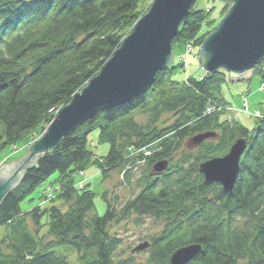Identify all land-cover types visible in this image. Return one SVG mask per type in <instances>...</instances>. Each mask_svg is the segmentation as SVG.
I'll list each match as a JSON object with an SVG mask.
<instances>
[{
  "label": "trees",
  "instance_id": "1",
  "mask_svg": "<svg viewBox=\"0 0 264 264\" xmlns=\"http://www.w3.org/2000/svg\"><path fill=\"white\" fill-rule=\"evenodd\" d=\"M149 1L0 0V152L44 132L55 112L100 72L126 32L147 12L150 5L143 9L141 4ZM226 9L224 3L216 19L192 4L171 41L172 51L185 50L193 39L197 50ZM177 66L172 60L158 70L152 86L132 100L98 110L24 171L0 202V264H68L67 256L51 250L65 243L77 251L80 264H136L133 257L115 259L121 239L107 227L131 215L166 221L148 242L151 261L159 264H168L176 248L194 242L202 244L203 251L189 264H264V116L247 129L238 121L229 123L223 112L205 114L208 104H225L219 96L225 71L177 82L172 79ZM258 74L264 82V71ZM138 113L145 115L144 123L137 121ZM166 113L173 114V121L158 127ZM94 131L98 143L109 144L103 156H94L88 148ZM205 131H218V137L200 141L193 153H183L166 170L153 171L156 162L172 158L179 142ZM238 138H245L247 146L232 192L225 193L218 183L204 185L198 163L224 155ZM139 163L147 169L137 178V194L116 208V193L112 202L106 190L104 214H90L95 193L87 183L77 189L76 174L85 175L90 165L104 176L125 171V184ZM54 172L58 175L49 183L54 194L46 200L47 207L23 211L21 201ZM81 179L86 181V176ZM44 216L56 244L41 246ZM29 217L37 226L35 234L27 227Z\"/></svg>",
  "mask_w": 264,
  "mask_h": 264
},
{
  "label": "water",
  "instance_id": "2",
  "mask_svg": "<svg viewBox=\"0 0 264 264\" xmlns=\"http://www.w3.org/2000/svg\"><path fill=\"white\" fill-rule=\"evenodd\" d=\"M195 0H153L147 10L122 38L120 46L106 61L100 72L70 101L60 107L44 132L28 147L23 157L0 165V202L22 180L24 171L36 159L53 150L61 139L94 114L132 100L147 91L158 70L167 68L173 60L171 41L185 20ZM230 4L215 29L199 47V59L204 73L222 69L243 73L264 59V0H221ZM205 131L190 137L188 146L195 147L206 138L215 137ZM245 138H238L222 156L198 163L203 184L218 183L225 193H231L240 171V158L246 149ZM153 171L167 169L168 161L159 160ZM142 242L134 250L144 249ZM203 251L202 244L189 243L176 248L168 264H189Z\"/></svg>",
  "mask_w": 264,
  "mask_h": 264
},
{
  "label": "rangeland",
  "instance_id": "3",
  "mask_svg": "<svg viewBox=\"0 0 264 264\" xmlns=\"http://www.w3.org/2000/svg\"><path fill=\"white\" fill-rule=\"evenodd\" d=\"M153 0L149 2H143L140 8L146 9L148 4L150 5ZM225 2L221 0H195L193 3V7L195 9H204L209 10V17H218L220 10ZM226 4V10L229 9L230 4ZM218 19V18H216ZM131 30V29H130ZM129 30V32H130ZM124 36L126 37L129 33ZM123 37V38H124ZM192 44V45H191ZM190 44V49L186 52V49L176 47L173 49V65H179L183 63V66H177L176 71L172 74V79L177 82H184L188 77L192 78H201L204 74L202 69L201 61L198 58L199 56V47L195 49V40ZM194 44V45H193ZM120 46V45H119ZM188 54H186V53ZM179 56L181 60L178 59ZM262 70L264 71V63L256 64L249 70H246L243 73H230L226 72L225 81L222 83L219 88V96L222 101L231 106L232 109H235L234 112L227 111L222 116L227 118L229 115H233L234 119L227 120L230 123L234 121H238L242 126L247 129H251L254 127L256 119L255 116L238 111L242 107V98L245 95V98L249 102V111L254 112L258 111L260 116H264V89L260 86L262 84V80L258 74V72ZM222 104V103H221ZM224 104V105H225ZM222 112V111H220ZM136 114V113H135ZM134 114V115H135ZM231 117V118H232ZM136 119L139 123H144L146 121L145 115L138 113L136 115ZM174 116L172 113L163 114L157 122L158 127L167 126L172 122ZM3 126L0 125V131L2 132ZM38 133V132H37ZM216 133V132H215ZM35 134L26 137L22 143L17 145H11L10 147H6L0 152V165L3 163H9L10 161L20 159L25 155L27 149L29 147L30 141L32 142ZM40 137V136H39ZM218 137V131L215 136V139ZM214 138V137H210ZM189 137L183 139L179 142V146L176 152L173 153L171 159H168V165L170 163H174L176 159L183 155V153H193L195 147L188 146ZM209 139V138H206ZM205 139V140H206ZM14 147H18L17 149H12ZM88 148L93 152L94 156H103L107 153L109 149L108 143H98L97 141V132L94 131L88 138ZM144 153V150H142ZM137 157V156H136ZM147 169L146 165L137 164L132 171L130 178L127 183H123L120 176V171L112 170L107 176H104L100 169L97 166L90 165L85 170L86 181H83L81 178L84 176L79 173L76 175L75 186L77 189H81L85 186V183L88 184V187L95 193L94 203L95 206L90 214H104L106 210V202L102 198L103 192L108 191V197L112 200V192L116 193V208H121L124 202L130 199L132 196L137 194L140 190L141 186L137 184V178ZM57 172L51 174L45 181L41 182L39 185L35 187V189L26 196L20 203L21 209L23 211H29L36 206H40L41 209L47 207L49 202L46 204L43 200L44 194L47 192L45 190L50 189L49 183H52L56 177ZM54 194V193H53ZM111 195V196H110ZM113 202V200H112ZM54 204L58 205L60 208L64 210V206L61 205V202L56 200ZM47 217L44 216L42 219V224L44 226H39V235H41V246H44L46 243H54L56 240L51 235L47 233L48 226ZM166 221L163 218H155L151 216L138 217L136 215H131L128 217H124L117 221H113L107 225L108 231L119 237L121 239V244L115 253V259L118 258H127L133 257L136 264H159L157 262L151 261L150 258V249L147 246L144 249L134 250V247L142 242H150L151 237L158 235L162 232L163 228H165ZM27 227L31 231V233L35 234L37 226L31 219V217L27 218ZM3 227H0V232L3 231ZM150 239V240H149ZM53 252L57 255H65L68 258V264H80L78 260L77 251L74 247L69 244H56L52 247Z\"/></svg>",
  "mask_w": 264,
  "mask_h": 264
},
{
  "label": "built area",
  "instance_id": "4",
  "mask_svg": "<svg viewBox=\"0 0 264 264\" xmlns=\"http://www.w3.org/2000/svg\"><path fill=\"white\" fill-rule=\"evenodd\" d=\"M190 47V45H188L187 47H185L186 48V52H188V50L190 49L189 48ZM185 52V53H186ZM186 54H188V53H186ZM178 59H180L181 60V57L179 56V58ZM262 89H264V82L261 84V86H260ZM242 98V107L240 108V110L239 111H241V112H244V113H247V114H250V115H253V116H255V117H259V113H258V111H254V112H250L249 111V102H248V100L245 98V95L243 96V97H241ZM204 111V113L205 114H210V113H212V112H214V111H232V109H230L229 107H225V106H223V105H220V104H216V103H210V104H208L206 107H205V110H203ZM232 117V115H229L227 118H228V120H232V119H234L233 117ZM136 152H138V151H136ZM141 152H143L142 150H141ZM133 153H131V155H132ZM144 155H148V154H150V151H148V150H144V153H143ZM138 162H142V160H137ZM129 167V166H128ZM127 167V168H128ZM124 172L125 171H122V173H120V176H121V180L123 181V174H124ZM81 175H84V171H80L79 172ZM48 188H50V189H47L46 191V200H49L50 199V197L53 195V189L49 186Z\"/></svg>",
  "mask_w": 264,
  "mask_h": 264
},
{
  "label": "bare ground",
  "instance_id": "5",
  "mask_svg": "<svg viewBox=\"0 0 264 264\" xmlns=\"http://www.w3.org/2000/svg\"><path fill=\"white\" fill-rule=\"evenodd\" d=\"M259 65V64H258ZM229 122V121H228ZM230 123V122H229Z\"/></svg>",
  "mask_w": 264,
  "mask_h": 264
}]
</instances>
